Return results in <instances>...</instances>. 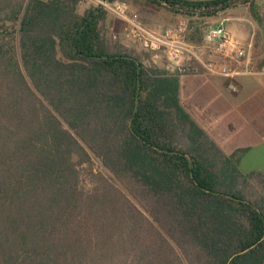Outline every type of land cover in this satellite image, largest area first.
Returning <instances> with one entry per match:
<instances>
[{
  "label": "trees",
  "instance_id": "16d2710c",
  "mask_svg": "<svg viewBox=\"0 0 264 264\" xmlns=\"http://www.w3.org/2000/svg\"><path fill=\"white\" fill-rule=\"evenodd\" d=\"M80 2L0 0V264H264L253 173L184 109L177 74Z\"/></svg>",
  "mask_w": 264,
  "mask_h": 264
},
{
  "label": "crops",
  "instance_id": "0c3cea01",
  "mask_svg": "<svg viewBox=\"0 0 264 264\" xmlns=\"http://www.w3.org/2000/svg\"><path fill=\"white\" fill-rule=\"evenodd\" d=\"M85 1L80 2L83 9L88 8L93 0ZM113 2L128 4L125 0ZM252 2L264 22V0H251L244 7L233 6L232 10L220 11L219 18H230L228 29L242 46L247 47L254 36L250 58L253 65L258 66L264 65V33L257 27L261 23L252 15ZM132 4L142 5L141 1ZM78 10L82 11L80 4ZM236 20L246 21L253 27L256 23V34H250L248 25ZM177 76L179 98L184 109L225 154L238 159L243 173H253L255 187L264 194V73H241L234 78L201 73ZM231 82L237 84L238 90L231 89Z\"/></svg>",
  "mask_w": 264,
  "mask_h": 264
},
{
  "label": "built area",
  "instance_id": "2783aa9c",
  "mask_svg": "<svg viewBox=\"0 0 264 264\" xmlns=\"http://www.w3.org/2000/svg\"><path fill=\"white\" fill-rule=\"evenodd\" d=\"M97 6L114 15L120 22V31H113L112 38L122 42L139 43L151 53L154 63H164L174 74L201 73L234 78L241 73H264V65H253L250 58L254 36L247 47L242 46L231 34L222 18L216 25H206L202 41L190 40L191 27L181 19L175 25L152 27L138 11L125 3L110 0H95ZM231 89L238 90L231 82Z\"/></svg>",
  "mask_w": 264,
  "mask_h": 264
},
{
  "label": "rangeland",
  "instance_id": "374dc122",
  "mask_svg": "<svg viewBox=\"0 0 264 264\" xmlns=\"http://www.w3.org/2000/svg\"><path fill=\"white\" fill-rule=\"evenodd\" d=\"M88 1L89 0H86L85 3H87ZM119 1H122V0H119ZM125 1L128 3L127 6L130 10L133 9V11H135V12L138 11L141 14V17L143 18V20L146 23H148L149 25H151L152 27H164V26H168V25H175L181 19L187 20L188 23L190 24V27H191V33L189 35V38L194 43H200L202 41L203 32H204V28L206 25H209V24L216 25L220 21L219 16L221 14H217L214 16L189 15L186 12H181V11L179 12V11H176L175 9H171L170 7L166 6V4L159 5V4L153 3L149 0H128V1L125 0ZM139 1H141L142 5L132 4V2L136 3ZM249 1H251V0H249ZM90 3L91 4H89L90 5L89 7L97 6V2L95 0H93ZM246 3H248V2H244V3L240 2L237 5H235L234 7H237V8L239 6L244 7L246 5ZM82 5L83 4L80 3V9L81 10H83ZM234 7L227 8L226 10H228V9L232 10V8H234ZM222 14H223V16H228L227 13H222ZM236 22H238V21L236 20ZM105 23H106L105 27L107 29V34L110 37V39H112L113 42H117V43L121 44L122 47H124L128 50L134 49L137 51H145L144 48L139 43L122 42L120 40H114L112 38V32L113 31H120L121 22L114 15H112L111 13H109L107 11H106V22ZM238 23L247 24L249 27V33L250 34L251 33L256 34V23H255V27H253L250 23H248L246 21H243V22L239 21ZM257 27L261 28V32L264 33V22H262L260 25L258 24ZM258 28H257V30H258ZM256 39L257 38H255V40ZM258 46H260V44ZM150 59L152 61L151 57H150ZM96 164H97L98 168L104 169V166L102 165V163L99 160H96Z\"/></svg>",
  "mask_w": 264,
  "mask_h": 264
}]
</instances>
